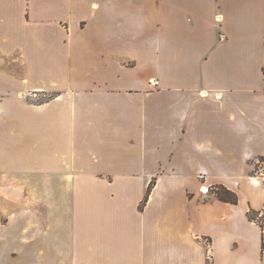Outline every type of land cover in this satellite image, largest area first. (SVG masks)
Masks as SVG:
<instances>
[{
    "label": "crops",
    "instance_id": "crops-1",
    "mask_svg": "<svg viewBox=\"0 0 264 264\" xmlns=\"http://www.w3.org/2000/svg\"><path fill=\"white\" fill-rule=\"evenodd\" d=\"M263 68L264 0H0V264H264Z\"/></svg>",
    "mask_w": 264,
    "mask_h": 264
},
{
    "label": "trees",
    "instance_id": "trees-1",
    "mask_svg": "<svg viewBox=\"0 0 264 264\" xmlns=\"http://www.w3.org/2000/svg\"><path fill=\"white\" fill-rule=\"evenodd\" d=\"M263 73H264V68H263ZM153 184H154V182H151L149 184L145 198H144L141 206H143L147 202V199H148L149 193L153 187ZM212 190L214 191V195L217 197V199H219L221 201L230 202V203H237L236 194L234 192L228 190L224 186H216V187H213Z\"/></svg>",
    "mask_w": 264,
    "mask_h": 264
},
{
    "label": "built area",
    "instance_id": "built-area-1",
    "mask_svg": "<svg viewBox=\"0 0 264 264\" xmlns=\"http://www.w3.org/2000/svg\"><path fill=\"white\" fill-rule=\"evenodd\" d=\"M198 179L202 182V185L199 187V192L202 193L203 195L208 194L209 191L212 190L213 188H210V187L203 184L204 179H205L204 174H202V173L199 174Z\"/></svg>",
    "mask_w": 264,
    "mask_h": 264
},
{
    "label": "rangeland",
    "instance_id": "rangeland-1",
    "mask_svg": "<svg viewBox=\"0 0 264 264\" xmlns=\"http://www.w3.org/2000/svg\"><path fill=\"white\" fill-rule=\"evenodd\" d=\"M227 101V100H226ZM224 104V103H223ZM224 105H227V106H229V107H231V103L230 102H225V104ZM226 107V106H225ZM222 109V108H221ZM223 111H224V109H223ZM263 161L262 160H260L258 163H257V165H255L254 166V168L252 169V171H251V175H254V173H258V172H260L259 170L261 169V166L263 167ZM6 264H12L11 262H8V263H6Z\"/></svg>",
    "mask_w": 264,
    "mask_h": 264
}]
</instances>
